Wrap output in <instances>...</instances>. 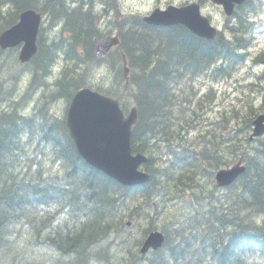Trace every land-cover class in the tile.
I'll list each match as a JSON object with an SVG mask.
<instances>
[{"label": "trees", "instance_id": "16d2710c", "mask_svg": "<svg viewBox=\"0 0 264 264\" xmlns=\"http://www.w3.org/2000/svg\"><path fill=\"white\" fill-rule=\"evenodd\" d=\"M8 1L15 10L31 6L30 0H0V34L10 24ZM44 4L42 10L55 18L54 13L62 17L67 11L63 27L71 35L52 42L51 48L46 39L40 40V52L48 55H37L26 68L34 74L31 91L22 96L20 106L8 103L0 109V264H264V138L248 139L253 117L264 108L263 99L255 98L264 70L246 85V99L241 92L231 97L217 89L229 84L254 54L255 24L248 20L262 12L261 2H247L228 34L209 40L182 25L139 23L141 30H132L122 24L128 83L120 55L94 54L100 36L93 25L84 33L78 30L77 19L83 13L77 11L83 3L69 13L62 0L56 7L50 0ZM63 48L68 49L65 60L73 65L64 67L39 112L28 111L29 101L44 86V77ZM12 53L0 47V102L18 98L16 89L25 75L16 59L7 62ZM260 54L255 59L263 64ZM104 65L113 79L97 89L121 98L126 108L138 107L132 148L149 154L146 166L151 173L142 186L126 187L87 164L64 119L49 113L50 101H70ZM227 99V107L221 108ZM238 155L246 169L224 196L219 195L214 172L235 164ZM97 197L105 202L102 209L94 202ZM153 201L163 207L155 216L148 211ZM232 202L233 214L227 207ZM179 208L185 211L178 217L173 209ZM160 214L171 219L163 228L165 243L142 253L138 247L148 232L158 228ZM131 219H137L131 226L136 237L131 232L115 237ZM30 248L44 249L45 257L29 255Z\"/></svg>", "mask_w": 264, "mask_h": 264}, {"label": "water", "instance_id": "95a60500", "mask_svg": "<svg viewBox=\"0 0 264 264\" xmlns=\"http://www.w3.org/2000/svg\"><path fill=\"white\" fill-rule=\"evenodd\" d=\"M214 1L224 4L227 13L230 14L234 2L241 3L245 0ZM40 20L41 16L36 15L34 11L24 12L21 15V21L0 36V45L7 48L24 41L20 59L29 60L37 50L36 39ZM145 21L166 26L183 24L197 35L208 39L214 38L217 32L209 24L208 19L201 15L200 7L196 4L184 8L170 6L166 10H155L145 17ZM118 44V37L108 36L98 43L96 54L103 57ZM122 56L125 74L128 76L127 60L124 54ZM136 116L134 108L125 119L118 100L88 88H82L76 93L67 116L70 134L83 158L89 164L128 186L141 184L148 179V175L138 169L147 159L140 153L134 156L131 152V127L136 122ZM255 125V135L264 132V115L255 121ZM243 170L244 167L239 164L221 169L216 174V181L220 186L229 185ZM163 241L162 233H150L142 252H147L151 247L157 249Z\"/></svg>", "mask_w": 264, "mask_h": 264}, {"label": "rangeland", "instance_id": "374dc122", "mask_svg": "<svg viewBox=\"0 0 264 264\" xmlns=\"http://www.w3.org/2000/svg\"><path fill=\"white\" fill-rule=\"evenodd\" d=\"M33 1H38V2L44 3L46 0H33ZM62 1H64L65 4L67 5L69 0H62ZM175 1H180V0H175ZM261 1H262L261 2L262 7H263L264 0H261ZM173 2H174V0H120V7L122 10V14L124 12L127 14L140 13L142 15H145V14H149L156 7L162 8V6H167L170 3L173 4ZM50 3L52 4L53 7L57 6V0H50ZM103 8H104L103 5H99V7L97 9V13L101 14L99 21L102 18V16H104L106 14L103 11ZM203 8H204L203 9L204 13L212 18V20L214 21V24L216 26H219V28H221V29L225 26V24H226L225 18H227V17L225 16L223 9L221 7L213 4L211 2V0H208V3L203 5ZM66 10H68V13L70 12L68 7H66ZM114 11H116V10H114ZM63 13H64V16H62V17H60L59 15H57L55 13H54V15H57L58 18H60L63 21H66V19L68 20L67 11L66 12L64 11ZM257 18H258L257 19L258 21L260 20V18H262L261 21L263 22L262 26H263V32H264V14L261 15V17L259 16ZM78 20L80 21V17L78 18ZM87 20L88 19L86 17L85 22H87ZM107 22H108V18H105V20L102 22V27L106 26ZM129 26L132 28V30H134V29L141 30V25L138 22H130ZM48 35L51 36V38L47 42V46L49 48H51L53 45L52 42H57L58 39L62 35V23L58 25L57 29L54 32H50ZM53 37H56V39H53ZM256 38L258 40L259 45L254 46L253 49H255V50L263 49L264 50V34L262 35L259 33V31H257V37ZM14 59L18 60V52H13L12 56L7 59V62L10 64ZM245 64H247V65H245ZM245 64L240 68V70L236 74L235 78L232 80V83L220 84L218 86V88L222 91H226L227 93L230 92L229 95H231V97H233L234 94L241 92L242 95L244 96V99H246L247 98L246 95L248 93V88L246 87V85L249 84L250 82H252L253 80H255V77L257 75H259L261 73V71L263 70V66L262 65H252L251 61H248V63H245ZM62 66H63V63L60 60L54 66L52 75L47 78V82L49 83L50 93H51V90L54 88L53 83H54L56 77L58 76V73L60 72ZM15 69H16V67L12 68L11 71H14ZM31 77H32V74H25L23 76L22 82L19 85L20 91H24L26 88H28V92L31 91V88H30ZM112 79H113V72L111 71V69L108 66H105L100 71L96 72L93 76H91L90 79H88L89 80L88 82L94 86H100V85L108 86L111 84ZM29 81H30V83H29ZM48 83L45 82V84H48ZM13 84H14L13 82H9L10 86H12ZM45 84H44V86L41 87V90H39L34 95L31 103L29 104L30 110H33L36 106V103L40 100V98L43 94L42 89L45 87ZM255 87L250 86V88H255ZM263 87H264V80H263V85L259 86L260 93L259 94L255 93L256 100L261 101L262 97H263V101H264V89H263ZM12 104H14V101L10 102L9 105H12ZM227 105H228V99L224 102V104L221 105V108L227 107ZM6 106H7V102H0V109L5 108ZM67 107H68V103L66 102V100H58L50 107V110H51V113L53 114V116L62 117L66 113ZM151 153L155 155L153 150H151ZM242 158H243L242 155L236 156L237 161L239 159H242ZM223 167H226V166H223ZM54 169H56V168H54ZM215 173H216V171L214 172L213 176H215ZM217 192L219 193V195L224 196L225 193L227 192V189H217ZM200 199L202 201H204L205 203H208V204L213 203V202H210V200L206 197H200ZM94 202L97 204V207L101 208V209H102V204L105 205V202H104L102 197L94 198ZM216 206L219 209H221V211H226L227 207H228V209L231 208L232 214L234 213L235 203L230 204L227 207H223L220 204L216 203ZM162 208L163 207L161 206V209ZM161 209L156 208L154 206H151V207H149L148 211L151 213V216H155L156 213L158 211H160ZM173 210L177 211L178 217L180 215L184 214V211H185V209H182V208L173 209ZM185 215L189 216V213H185ZM134 220L137 221V219H134ZM170 223H171V219H168L165 215H161V214L159 215V217L157 218V221H156V224H157V227L159 230H163V228L170 225ZM0 229H1V227H0ZM228 231H229V229H228ZM129 232H131L136 237L137 234H135V227L134 228L127 227V229H125L123 232H119V233L115 234V237L120 236L122 234H128ZM25 242H26V239L24 240L23 243H25ZM95 248H96V244L93 245L92 250ZM44 252H45L44 249H39L38 252L34 249H31V248L28 250L29 255L35 256L38 253L40 260L45 257Z\"/></svg>", "mask_w": 264, "mask_h": 264}, {"label": "flooded vegetation", "instance_id": "af4514ba", "mask_svg": "<svg viewBox=\"0 0 264 264\" xmlns=\"http://www.w3.org/2000/svg\"><path fill=\"white\" fill-rule=\"evenodd\" d=\"M115 1H117L118 2V0H115ZM163 7V6H162ZM104 10L105 11H113V10H116V11H119L120 10V8H119V6H117V5H111V4H109V5H107L105 8H104ZM80 17V21L77 19V23L79 24V22H81V17H84V19L87 17V16H85V15H82V16H79ZM87 22H85L87 25H88V27H90V19H89V17H87ZM85 29H84V28ZM88 27H86L82 22L79 24V27H78V30L79 31H81L82 33H84L85 32V30L88 28ZM91 31V29L89 28L88 29V32H90ZM87 32V33H88ZM92 32V31H91Z\"/></svg>", "mask_w": 264, "mask_h": 264}, {"label": "bare ground", "instance_id": "6f19581e", "mask_svg": "<svg viewBox=\"0 0 264 264\" xmlns=\"http://www.w3.org/2000/svg\"><path fill=\"white\" fill-rule=\"evenodd\" d=\"M81 22H79V24H80ZM84 25L86 26V27H88V25L84 22ZM158 65V64H157ZM8 118V117H7ZM4 121V120H3ZM6 121V120H5ZM10 122V121H9ZM22 123V122H21ZM50 136V135H49ZM10 187V186H9ZM11 209V208H10ZM89 242V241H88ZM91 242H94V241H91ZM91 244V243H90ZM64 257V256H63ZM153 259V258H152ZM146 261V260H145Z\"/></svg>", "mask_w": 264, "mask_h": 264}]
</instances>
